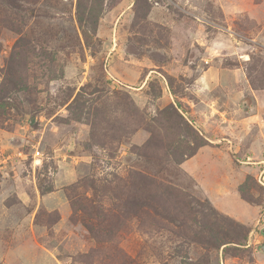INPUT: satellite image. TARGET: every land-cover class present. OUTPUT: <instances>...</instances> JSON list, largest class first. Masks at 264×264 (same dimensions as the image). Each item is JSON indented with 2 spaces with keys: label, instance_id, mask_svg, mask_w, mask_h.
I'll return each mask as SVG.
<instances>
[{
  "label": "rangeland",
  "instance_id": "obj_1",
  "mask_svg": "<svg viewBox=\"0 0 264 264\" xmlns=\"http://www.w3.org/2000/svg\"><path fill=\"white\" fill-rule=\"evenodd\" d=\"M79 1L0 0V264H264V0Z\"/></svg>",
  "mask_w": 264,
  "mask_h": 264
},
{
  "label": "trees",
  "instance_id": "obj_2",
  "mask_svg": "<svg viewBox=\"0 0 264 264\" xmlns=\"http://www.w3.org/2000/svg\"><path fill=\"white\" fill-rule=\"evenodd\" d=\"M84 7V8H83ZM89 14V15H88ZM93 16V10L89 9L84 3L82 0L79 1V4H78V20L80 22V24L82 25H85L87 20H86V16ZM203 146V143L201 142L199 144V148H201ZM195 154V151L192 155ZM130 205L129 206H136L137 205V201H130Z\"/></svg>",
  "mask_w": 264,
  "mask_h": 264
},
{
  "label": "water",
  "instance_id": "obj_3",
  "mask_svg": "<svg viewBox=\"0 0 264 264\" xmlns=\"http://www.w3.org/2000/svg\"><path fill=\"white\" fill-rule=\"evenodd\" d=\"M262 234H263V236H264V229L262 230ZM261 251L264 252V245L261 246Z\"/></svg>",
  "mask_w": 264,
  "mask_h": 264
},
{
  "label": "built area",
  "instance_id": "obj_4",
  "mask_svg": "<svg viewBox=\"0 0 264 264\" xmlns=\"http://www.w3.org/2000/svg\"><path fill=\"white\" fill-rule=\"evenodd\" d=\"M39 154V153H38Z\"/></svg>",
  "mask_w": 264,
  "mask_h": 264
}]
</instances>
